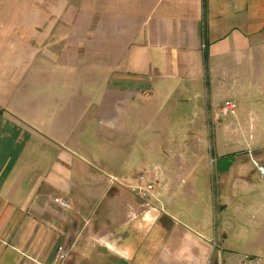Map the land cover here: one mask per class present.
I'll return each instance as SVG.
<instances>
[{
  "label": "crops",
  "instance_id": "1",
  "mask_svg": "<svg viewBox=\"0 0 264 264\" xmlns=\"http://www.w3.org/2000/svg\"><path fill=\"white\" fill-rule=\"evenodd\" d=\"M97 2L89 25L72 23L69 0H0V264H226L225 256L228 264H247V253L240 258L238 246L226 243L223 213L217 226L210 203L198 202L205 166L191 148L176 146L205 142L202 134L182 129L170 152L159 115L164 103L204 87L211 96L230 93L234 112L220 134L212 115L197 127L219 136L218 188L245 190L242 143L264 162L263 146L253 147L261 138L244 129L264 127V0ZM119 63L130 73L104 70ZM106 73L116 81L104 86ZM141 90L140 110L154 112L153 136L149 161L142 159L134 178L127 134L134 132V104L119 96ZM248 95L255 105L246 111ZM177 159L167 174L177 180L168 185L167 161ZM223 201L221 212L233 206L250 224L264 218L246 196ZM242 231L237 238L249 239Z\"/></svg>",
  "mask_w": 264,
  "mask_h": 264
},
{
  "label": "rangeland",
  "instance_id": "2",
  "mask_svg": "<svg viewBox=\"0 0 264 264\" xmlns=\"http://www.w3.org/2000/svg\"><path fill=\"white\" fill-rule=\"evenodd\" d=\"M57 1V0H56ZM110 1V0H106ZM69 4H66L67 8V14H70V18L72 20V23H75V21H78L80 19L88 21L89 25L91 23H94L96 16L95 11L97 7V0H69ZM107 3H105L106 5ZM109 5V3H108ZM109 7V6H108ZM78 9L83 10L85 12L84 14H78ZM115 65V64H113ZM111 68V69H110ZM104 70H108L109 72H120L124 75L130 73L129 69L126 70V68L123 69L122 63L116 64V67L109 66L108 69L104 68ZM115 73V72H113ZM114 81L112 80L111 73H106L103 78V85L107 86ZM120 83H130L132 82L130 79L127 78H120ZM122 90H126L125 87L121 88ZM146 89V88H144ZM143 90L134 93V95H126V94H120L119 99L123 100L124 103H127L128 107H132L134 104V114L130 113L128 117V121L134 120L135 127L133 128L134 132H131L129 129V132L127 133L129 137H133V145H134V151L129 149L128 151L131 154V157H128L129 162V168L131 170L130 174L137 178V175L139 171V164L142 162V159H145L144 161H149L150 151L146 149V140L149 138V136H153V133L151 130H149V126L152 123V116L154 112H148L141 111L140 106L143 104H146V97L143 95ZM144 94L146 95V91H144ZM233 98V96L230 93H227L223 90H221L218 93H215L211 96L209 91L204 87L200 90V94L197 96L195 93H187L179 95L178 98H176L175 102L169 101L164 103V108L160 112L159 117L161 118L160 122H162L161 127V136L163 138V145L167 148L170 152H175L173 140L176 138H179V134L183 133L182 129H190L192 133H201L202 139L205 142H184V143H177L176 146L178 149H184L191 148L193 152L195 153L196 157L198 156V162L200 167L205 166V171H201L199 173V184L200 186L206 185L204 189L200 192V196L198 198L199 204L202 202H207V204L210 203V210H209V216L212 220L211 222H215L218 225L219 223V214H222L225 218L223 221L226 227V232L231 231L230 238L226 240L227 244H233L235 246H238L237 249L240 251L238 257H244V253L246 252L247 255L245 257L246 263L250 264L251 261L254 262V264H264V218L261 219L262 222L257 224H250L249 218L247 216H240L237 208L231 206L228 211L221 212V206L224 203L223 198L230 201V204L237 199H243V197L249 198L251 201H256V207L258 206L260 211L264 212V198H262L259 194L260 186H264V177H262L257 169V166L253 163L252 159H254L259 165L264 167V162H259V160L256 158V155L254 153V150L251 149L249 146L246 147V143H242V151L237 156L238 161L241 164V167L243 171L246 173L247 178L250 177V183L248 184H242L244 185L243 189L245 190H239L236 192L237 195H235V192L232 191H223L222 187L220 186L218 188V182H222V178L218 177L217 174V161H222V159L219 156H222L223 154L219 153V149L221 146L219 136L212 135V137H209L208 135V129H211L210 127H197L201 122H205L207 125V119L209 117H214L215 119H220L219 121L215 122L217 125V133L220 134L221 126L223 127L225 125V122H227L231 117L229 116H222L219 113V107L223 104V102L226 100V98ZM208 103L209 108L208 109ZM243 105L247 108L253 107L255 105V101L253 96H245V98L242 100ZM212 106V107H211ZM245 114V112H244ZM247 114V113H246ZM233 116V115H231ZM247 119V118H245ZM213 122V121H212ZM213 124V123H212ZM239 127H235L234 129L238 132ZM244 129H249L253 134H256L259 138H261L262 141L260 143H254L253 147L258 146L261 144L264 148V127H260L257 124L253 127L250 126H244ZM234 130V131H235ZM235 131V132H236ZM123 134L118 135V138H122ZM145 136V137H144ZM142 138H144L142 140ZM158 145V144H156ZM181 147V148H180ZM126 151V150H124ZM218 152V153H217ZM264 153V149H263ZM228 155L225 157V161L229 160L230 158ZM132 158V159H131ZM147 159V160H146ZM196 160V159H195ZM232 160V159H231ZM151 161V160H150ZM169 161V162H168ZM168 165L166 166L165 175L168 180V185L173 184L176 178H173V175H167L171 169L173 170L174 167L179 166L180 160L170 161L168 160ZM187 165V162H183V167L185 168ZM115 167V166H111ZM169 171V172H168ZM142 177V175H140ZM139 177V178H140ZM186 177V176H185ZM171 178V179H170ZM219 178V180H218ZM239 184V181H235V183ZM237 184V185H238ZM233 185V183H232ZM234 185V186H237ZM204 187V186H203ZM135 188V187H134ZM247 189V190H246ZM136 190V188H135ZM186 193V192H184ZM183 193V194H184ZM220 194H223L224 196H221ZM235 195L234 197L232 195ZM212 201L215 205L212 204ZM251 207V206H246ZM223 209V208H222ZM199 210H201V207H199ZM248 210V209H247ZM250 211H255L257 208H249ZM264 215V213L262 214ZM249 216V215H248ZM233 229L230 227L232 224ZM239 223V224H237ZM242 225H246L244 230V233H248L249 239L247 240H240L237 238L239 234L241 233V227ZM259 227L258 229H255ZM229 226V227H228ZM249 227V229H248ZM253 227V228H252ZM247 228V229H246ZM256 231L255 234L259 237L257 240H254L253 238H250L251 229ZM232 229V230H231ZM249 230V231H248ZM219 232V231H218ZM243 232V231H242ZM234 237V238H233ZM257 242V243H256ZM224 260L227 262L226 256L224 257ZM249 262V263H248Z\"/></svg>",
  "mask_w": 264,
  "mask_h": 264
},
{
  "label": "built area",
  "instance_id": "3",
  "mask_svg": "<svg viewBox=\"0 0 264 264\" xmlns=\"http://www.w3.org/2000/svg\"><path fill=\"white\" fill-rule=\"evenodd\" d=\"M219 110H220V113H221L223 116H228V115H230V114H232V113L234 112V107H233V104H232L231 101L226 100V101H224L223 104L220 106ZM252 161H253V163L257 166V169H258L260 175H261L262 177H264V167L261 166V165H259L254 159H252ZM139 179L142 180L143 177H140ZM147 187H148V189H150V188H152V185L149 184ZM133 189L135 190V188H133ZM136 191H137V193H138L140 196H142V197L146 196V191H144V190H137V189H136ZM54 201H55L56 203H58L59 205L63 206V207H68V206H69V203H68L67 201H65V200H62L61 198L55 197V198H54ZM62 251H63V248L60 247V248H59L60 255H62ZM204 264H212V263L208 260V261H206Z\"/></svg>",
  "mask_w": 264,
  "mask_h": 264
}]
</instances>
